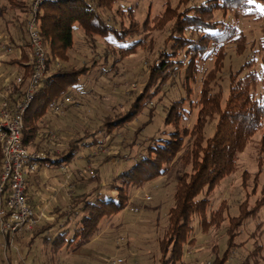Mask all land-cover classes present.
<instances>
[{"label": "trees", "instance_id": "trees-1", "mask_svg": "<svg viewBox=\"0 0 264 264\" xmlns=\"http://www.w3.org/2000/svg\"><path fill=\"white\" fill-rule=\"evenodd\" d=\"M121 1L42 0L36 18L47 52L48 73L40 87L36 89L34 99L25 113L22 132L23 145L38 153L45 150L39 149L37 140L41 131L40 121L50 108L49 102L56 94L59 97L54 105L71 98L75 89L68 90L78 85L80 87L79 83H82L87 75L97 68V61H95L91 66L53 70V66L60 64L61 61L65 62L68 51L73 50L77 29L84 32L85 41L93 49H97L96 42L99 39L117 42L121 45L119 48L120 58L126 60V58L137 54L140 47L145 46L143 40H135V38L140 37L142 32H148L152 23H158L159 20L164 21L163 29L170 24L169 36L164 42V48L159 52L158 58L150 65V73L145 87L135 102L124 112L107 115L96 132H85L78 139H72L58 158L53 159L52 152L39 163L59 166L63 163L68 164L76 158H85L88 161V158L91 159L95 155L92 152L89 155H84L83 151L100 147L106 138L138 119L144 110L149 108L148 120L134 134L135 142L136 137L158 115V107L151 106L153 99L164 95L166 87L176 84L178 81L180 90L185 95L172 101L171 105L167 107L164 119L165 126H172V130L162 133L168 137L153 136L148 138L145 142L148 145L142 157L137 159L132 167L120 172L113 179L110 188L118 193L115 200H113L114 195H110L106 191L102 192L104 190L101 183L98 182L97 176H89L88 170L83 176H79V172L83 170L76 171L79 180L75 183L79 181L84 182L83 185L98 183L87 189L80 185L78 189L81 191L72 194L69 207L61 212V217L65 220V224L61 228L66 227V230L57 233L53 238L45 237L55 226L56 222H54L47 223L40 228L37 227L39 229L36 228L31 233H33V239L46 234L44 243L50 247L53 256L58 255L66 246L74 248L90 243L100 232L106 217L110 218L113 211L117 213L126 207L132 190L140 189L145 184L165 176L168 166L182 151L181 163L185 166L192 165L193 169L191 174L185 173L176 186L175 203L170 210V228L163 243H171L174 246L171 259L165 260L163 264H176L179 261L182 246L185 242L187 243L193 232L192 220L194 216L204 215L203 217H205L213 190L223 179L238 170L241 154L244 153L253 137L264 127V97H257L254 93L260 83L264 84V75L260 77L258 73L251 70L255 65L254 60L243 64L235 73L230 74L229 92L225 103L224 90L221 88L218 91L215 90L219 81V71L225 70L227 46L236 44L237 54L244 53L247 49V37L239 32L240 29L236 23L241 17H256L257 20L264 21V14L247 0H205L201 4L188 6L183 11L180 10L182 4H188L190 0H181L175 9H171L169 6L171 3L167 1V10L163 17H155L153 20H149L147 17L141 24L136 21V7L130 6L123 9L119 15L123 19L130 18L131 21L129 20V24L122 21L120 26L116 27L111 25L100 11H111L114 5ZM258 1L264 4V0ZM9 3L11 6H16L18 2L9 0ZM17 9L27 15L26 25H24L27 33L31 5L28 6L27 2L20 3ZM218 12L227 16L231 14L235 23L227 24L224 19H217L216 13ZM130 40L132 42L127 44ZM262 41L264 50V37ZM28 46L30 45L28 44ZM212 57L215 58L214 68L203 77L206 64ZM11 64H14L13 61ZM25 67L29 68L28 65ZM246 70L250 71L245 74ZM31 73L32 71L29 76ZM29 76L25 74V79H28ZM81 79L82 82H80ZM199 80L202 81V88L200 98L195 103L192 97L194 95L193 86ZM14 82L8 83L11 92L6 88L8 85L2 90L6 93L9 92L7 99L11 108H14L17 100L21 98L18 94L21 88L14 87ZM187 105L191 110H187ZM197 107H199V111L195 125L193 124L192 128L183 126L185 118ZM209 119L211 122L213 120L218 122H216L213 136L207 138L205 129ZM98 134H102L103 137L98 139L96 137ZM186 139H188V146L184 149ZM259 152L260 154L264 153V137ZM259 161L262 168L263 164H261L260 158ZM2 163L0 144V179ZM260 173L259 171L255 176V190L258 187L257 180ZM250 179L251 174L245 171L243 173L244 185L248 184ZM261 192L263 197L257 200L254 208L232 220L228 233L230 236L236 237L241 234L245 220L257 217L260 210L264 208V187ZM106 196L110 201L106 200ZM217 212L212 214L210 225L215 222L213 217L215 214L217 217L219 216V219L222 217L223 208ZM70 226L72 230H70ZM262 226L259 224L257 231L259 228V232H262L260 231ZM232 241L230 238L229 244H232ZM9 249L10 246L7 249L4 248L6 252ZM263 250L262 246L256 247L247 254L242 264H250L261 255ZM225 261L226 259L220 258L215 264H224Z\"/></svg>", "mask_w": 264, "mask_h": 264}, {"label": "rangeland", "instance_id": "rangeland-1", "mask_svg": "<svg viewBox=\"0 0 264 264\" xmlns=\"http://www.w3.org/2000/svg\"><path fill=\"white\" fill-rule=\"evenodd\" d=\"M167 1L171 3L169 5L171 6L170 8L175 9L181 0H122L120 3L115 4L111 11L101 10L100 12L111 25L119 27L122 21L127 24H129V20L131 21L130 18L123 19L119 12L133 6L136 7V21L141 24L147 17H149V20L159 16L163 17L167 10ZM204 1L190 0L188 4H182L183 6L180 10L183 11L188 6L198 5ZM5 2L6 0H0V6ZM30 2L29 5L32 4L31 0ZM251 4H254L260 12L264 10V4L258 0H253ZM1 15L2 12L0 10ZM23 18L25 21L27 15L24 14ZM216 18L224 19L227 24L235 23V19L231 14L227 16L218 12L216 13ZM236 24L238 29H240L239 32L247 37V49L244 53L237 54L236 44L227 46L225 70L219 71V81L215 88L216 91L219 88L224 90V103L229 92V76L240 69L243 64L254 60L255 65L251 70L258 73L260 77L264 75V50L262 48L264 21L257 20L256 17H241ZM164 27V21L159 20L158 23H152L148 32H142L140 37L135 38V40H143L145 46L140 47L137 54L126 58V60H121V55L119 54L121 45L117 42L99 39L96 42L97 49H93L85 41L84 32L79 29L76 30L73 50L68 51L66 61H61L60 64L53 66V70L58 68L65 70L80 68L85 65L91 66L95 61H97V68L92 70L83 82L81 79L80 87L78 85L68 90L72 91L75 89L71 95V103H62L61 109L63 111L61 110L59 113L52 112L56 106L54 104L59 97L57 94L49 102L50 108L44 117L49 119H51V116L54 117L58 121V130L48 133V141L44 139L47 146H45V150L42 148L43 152L52 154L54 143H57L55 140L58 137L60 138L61 128L67 131V133H64L65 138H67L64 140L65 143L59 144L65 149L68 142L72 141V139H78L85 132H96L107 115H115L128 110L139 94L142 93L150 73L149 67L164 48V42L169 36L171 26L169 24L165 29H163ZM15 38L18 40L17 37ZM131 40L127 44H130ZM214 61L215 58L212 57L207 62L203 77L214 68ZM249 71L246 70L245 74ZM177 82L176 84L168 85L164 95L162 94L153 99L151 106L154 107L156 105L158 107V115L136 137L135 142L134 134L148 120L149 108L145 109L138 119L106 138L104 144L100 147L83 151L84 155H89L92 152L95 157L88 158V161L85 158H76L66 164L64 167L67 170L66 175L72 174L77 169L88 170L89 176H97L99 178L98 182L101 183L104 190L102 192L106 191L110 195H114L115 198L113 200H115L118 193L110 188V183L113 179L120 172L132 167L137 159L142 157L148 145V143H145L148 138L153 136L168 137L162 133L165 131L167 133L171 132L172 126H165L164 123L167 107L171 105L172 101L178 100L179 97L185 95L181 92ZM193 87V102L197 103L200 98L202 81L199 80ZM254 93L257 97H264V84L260 83ZM186 108L188 111L191 110L189 105ZM198 111L199 107L194 108L193 113L185 118L183 126L192 128L193 124L195 125L196 123ZM216 122L218 121L213 120L211 122V119L208 120L205 129L207 138L213 136ZM98 135L96 136L98 139L103 137L102 134ZM263 137L264 127L253 137L244 153L241 154L238 170L223 179L218 187L213 190L209 199L211 200L210 206L206 209L205 217H203L204 215L194 216L192 220L193 232L190 234V239L187 243L185 242L182 246L179 261L176 264H215L217 259L220 258L226 259L224 264H242L247 254L256 247L262 246L264 249V208L260 210L257 217L245 220L241 228V234L236 237L228 234L232 220L254 208L257 200L263 197L261 191L264 187V153L260 154L259 152ZM187 140L184 143V149L188 146ZM42 149L40 150L42 151ZM181 155L182 151L174 162L168 166V172L165 176L145 184L140 189L132 190L126 207L117 213L113 211L114 213L111 217L108 218V216L103 221L100 230V234L103 235L99 240L94 239L88 244H81L69 250L66 246L58 255L53 256L50 247L47 248V246L43 247L41 245L45 244L44 236L37 239L34 245H31V242H28L31 235L27 238L20 235V238L18 237L19 241L16 239L6 252L3 248L6 239L0 235V262L2 264L15 262L16 258H18L15 256L17 248L24 259L28 253L33 251L30 262L32 264H112L111 262L114 260H122L119 264H163L165 260L171 259L174 253L173 244L163 243L170 228V210L175 203L176 186L183 175L185 173L191 174L193 169L192 165L185 166L181 163ZM259 158L261 164H263L262 168ZM39 168L37 173L41 185L40 194L51 196L49 192L51 190L54 192L55 190L51 187L55 183L54 179L64 174L61 168L47 167L45 164H41ZM245 171L251 174V179L248 184L244 185L243 173ZM259 171L261 173L257 180L258 187L255 190V176ZM97 183H86L83 185L84 182L79 181L74 184H77V187L83 185L84 189H87ZM47 191L49 192L47 193ZM77 193L79 192H74V194ZM64 194L60 195L61 199ZM69 196L72 198L73 195ZM65 197H67L66 194ZM106 200L110 201L107 196ZM221 208H223V214L220 217L222 219L220 220L219 216L217 217L215 214L213 216L215 222L210 225L212 214L218 213L217 211ZM64 221L62 220V222ZM259 224L263 225L262 229H260L262 232H259V228L257 231ZM65 230L60 227V223H56L54 228L47 235H44H46L45 237L53 238L57 232L60 233ZM70 230H72L71 226ZM230 238L233 240L232 244H229ZM20 239H23V241L20 242ZM215 247H217V250H215ZM18 263L20 264V261ZM250 264H264V250Z\"/></svg>", "mask_w": 264, "mask_h": 264}, {"label": "built area", "instance_id": "built-area-1", "mask_svg": "<svg viewBox=\"0 0 264 264\" xmlns=\"http://www.w3.org/2000/svg\"><path fill=\"white\" fill-rule=\"evenodd\" d=\"M41 3L42 0H33L31 4L27 39L31 48L29 66L32 73L28 79L22 75L16 77L14 87L21 88L18 93L21 98L17 100L14 108L10 107L7 99L9 92L0 91V144L3 159L0 179V235L6 239L3 245L5 249L11 247L18 236L33 232L43 218V213L35 212L28 202L27 184L28 178L38 171L40 160L50 153L27 149L23 145L22 136L25 113L34 99L36 89L48 73L47 52L36 18ZM4 49L6 52L11 51L7 46ZM6 88L10 91L9 85ZM62 103H71V98L56 105L54 113L61 112ZM85 173L86 170L80 171L79 176ZM15 252L20 257V250L16 248ZM121 262L122 260H114L111 263Z\"/></svg>", "mask_w": 264, "mask_h": 264}, {"label": "crops", "instance_id": "crops-1", "mask_svg": "<svg viewBox=\"0 0 264 264\" xmlns=\"http://www.w3.org/2000/svg\"><path fill=\"white\" fill-rule=\"evenodd\" d=\"M16 1L18 2L16 6H11V4L9 3V0H6V2L0 6V10L2 12V15L0 16V91H2L8 85V83H12L13 81H15L16 77L20 75L25 77V74L29 76L31 72V67L29 66L30 60H31V48L27 44L28 40H27L26 26H24L26 25L27 18L24 21V18H23L24 13H22V10L19 11V9H17L19 8L20 3L27 2V5L29 6L31 2L30 0H16ZM31 1L33 2V0ZM15 37H17L18 40ZM5 46L10 48L11 51L6 52V50L4 49ZM12 61L14 64H11ZM26 65H28L29 68H26L25 67ZM57 122L58 121L55 120V118L52 116H51V119L44 117V116L41 118V121H40L41 131L39 133L40 134L39 139L37 140V143L40 146L39 149H42V148L44 149L45 146H47L44 139L47 140L48 133L52 131L54 132V130L56 131L58 130ZM60 132H61L60 138L58 137L55 140V142L57 143H54V149L51 147V149H53V152H54L53 155H51L53 159L58 158L61 155V153H63L64 151L63 147L59 144L65 143L64 140L67 138H65L64 133H67V131L61 128ZM57 135H58V132H57ZM60 140H62L63 142ZM41 164H45V163H41ZM66 164L63 163L62 165H59V166H55V165L49 166V164H45L47 167L61 168V171L64 174L58 177L57 179H54L55 183L53 182L54 184L51 186L55 189L54 192H52V190L50 192L47 191V193L49 192L50 193L49 195L51 196L40 194L41 185H40V182H39L40 179L37 173L40 168H38V171L36 172V174L28 178V184H27L28 202L35 212L43 213V218L41 219V222L38 225V227H41L47 223L52 224L54 222L58 224L60 223V227L63 226L65 222H62V220L64 219L61 217V212L65 211L69 207L68 205L70 204V199H71L69 195L74 194V192L76 191L78 192L81 191L78 189L77 187L78 185L74 184L75 181L79 180L77 179L76 171L72 172V174L70 175H66L67 170L66 168H64ZM77 171H80V169H77ZM67 192L70 194H68ZM62 193H65L67 197H65V194H64L61 199L60 195ZM60 217L61 219L59 220ZM62 229H66V227ZM57 233L55 235H57ZM102 235L99 232V234H97V236L94 239L99 240L100 238H102ZM29 236H30V239L28 242H31V245H34L37 239L42 238L45 235L43 234L42 236H39L35 239H33V234L31 233L23 235V237L25 238ZM18 237L20 238V236ZM18 237H17V240H18ZM22 241L23 239L20 242ZM41 245L45 247L47 244H44V245L41 244ZM67 249L69 250L71 248H67ZM31 253H28L24 259L21 253L19 257L15 252V256H17L18 258H16V261L13 262V264L16 262L17 264H19L18 263L19 261H20V264H24V262L30 263L31 258L33 256L31 255Z\"/></svg>", "mask_w": 264, "mask_h": 264}, {"label": "snow or ice", "instance_id": "snow-or-ice-1", "mask_svg": "<svg viewBox=\"0 0 264 264\" xmlns=\"http://www.w3.org/2000/svg\"><path fill=\"white\" fill-rule=\"evenodd\" d=\"M248 3H252L253 0H247ZM262 14H264V10H262Z\"/></svg>", "mask_w": 264, "mask_h": 264}]
</instances>
